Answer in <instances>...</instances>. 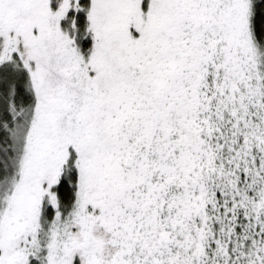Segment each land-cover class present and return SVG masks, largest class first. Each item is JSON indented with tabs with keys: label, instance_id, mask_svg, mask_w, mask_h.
<instances>
[{
	"label": "snow or ice",
	"instance_id": "snow-or-ice-1",
	"mask_svg": "<svg viewBox=\"0 0 264 264\" xmlns=\"http://www.w3.org/2000/svg\"><path fill=\"white\" fill-rule=\"evenodd\" d=\"M0 264H264V0H0Z\"/></svg>",
	"mask_w": 264,
	"mask_h": 264
}]
</instances>
